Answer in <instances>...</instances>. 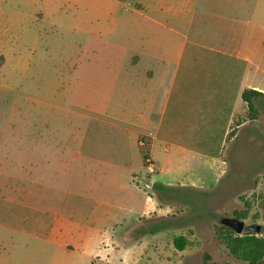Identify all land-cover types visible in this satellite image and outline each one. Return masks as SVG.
Wrapping results in <instances>:
<instances>
[{
	"label": "rangeland",
	"instance_id": "obj_1",
	"mask_svg": "<svg viewBox=\"0 0 264 264\" xmlns=\"http://www.w3.org/2000/svg\"><path fill=\"white\" fill-rule=\"evenodd\" d=\"M170 1L0 0V264H38L32 240L18 238L14 245L6 229L5 224L20 218V207L12 208L6 196L8 188L25 186L42 168L49 174L44 173V184L27 185L32 192L69 184V172L66 179L54 177L62 174L51 161L56 151L48 149L49 143L84 142L97 148L86 151L96 153L117 142L134 145L125 133L133 136L139 114L150 113L149 92L141 90L149 62H139L137 52L149 41L158 50L164 33L160 21ZM243 1L230 8L231 16L235 11L238 20H264V0ZM263 71L251 73L259 79ZM255 103L257 117L251 119L245 105L237 114L239 126L224 142L222 135L219 141L215 134L197 135L200 149L187 151L181 160L169 157L173 163L167 168L155 159L157 173L137 182L157 207L139 224L157 230L140 264H184L179 250L171 251L179 235L186 238L189 264H246L227 247L221 220H243L238 235L260 225L257 236L264 238V95ZM139 148L134 167L140 171L133 176L145 174L141 155L144 160L149 148ZM148 181L155 186L149 188ZM127 187L140 212L143 192L133 184ZM120 248L121 254L139 247L126 243Z\"/></svg>",
	"mask_w": 264,
	"mask_h": 264
},
{
	"label": "crops",
	"instance_id": "obj_2",
	"mask_svg": "<svg viewBox=\"0 0 264 264\" xmlns=\"http://www.w3.org/2000/svg\"><path fill=\"white\" fill-rule=\"evenodd\" d=\"M238 2L245 4L243 0L166 3L164 21L158 20L164 27L158 50L149 41L137 52L139 62H149L145 69L148 80L141 90L149 92L150 113L139 114L133 136L125 133L134 145L117 142L96 153L86 151L97 148L84 142L49 143L48 149L56 151L51 161L62 174L54 177L66 179L64 174L69 172L71 181L67 186L54 183L52 191L38 188L32 192L27 185L35 181L40 186L46 181L44 173L49 174L42 168L37 178L24 181L25 186L8 188L6 197L12 208L20 207L19 221L5 224L15 237L14 245L19 244L18 238L31 239L38 264H140L144 260L156 226L146 231L139 224L157 207L133 176L140 171L134 167L136 150L140 153L139 135L150 137L146 144L150 154L167 168L173 163L171 156L181 160L187 151L200 149L195 145L197 135L215 134L218 141L222 135L223 142L226 140L239 126L238 112L247 106L242 99L244 89L264 93V71L259 79L251 73L254 68L264 70V20L255 16L238 20L235 11L231 16L230 8ZM123 115L128 118L129 114ZM41 149L43 141L37 143V150ZM44 162L50 165V160ZM141 176L139 182L145 179ZM125 182L143 192L140 212L135 210L138 201ZM154 186L148 181L149 188ZM126 243L139 248L118 253ZM171 251L178 249L173 246ZM179 252L184 264H189L187 249Z\"/></svg>",
	"mask_w": 264,
	"mask_h": 264
},
{
	"label": "trees",
	"instance_id": "obj_3",
	"mask_svg": "<svg viewBox=\"0 0 264 264\" xmlns=\"http://www.w3.org/2000/svg\"><path fill=\"white\" fill-rule=\"evenodd\" d=\"M264 95L259 90L246 88L242 92V99L247 104L251 119L257 117L256 103L260 96ZM223 235L231 253L237 258L246 262V264H263L264 263V238L257 236L254 231L247 232L244 235H238L227 226H222ZM155 231H157L155 229ZM174 246L178 250H183L186 246V238L179 235L174 238Z\"/></svg>",
	"mask_w": 264,
	"mask_h": 264
},
{
	"label": "water",
	"instance_id": "obj_4",
	"mask_svg": "<svg viewBox=\"0 0 264 264\" xmlns=\"http://www.w3.org/2000/svg\"><path fill=\"white\" fill-rule=\"evenodd\" d=\"M221 223L233 230L236 234H241L245 228V222L237 218L224 217L222 218ZM247 229L259 233L261 231V226L250 225L247 226Z\"/></svg>",
	"mask_w": 264,
	"mask_h": 264
},
{
	"label": "built area",
	"instance_id": "obj_5",
	"mask_svg": "<svg viewBox=\"0 0 264 264\" xmlns=\"http://www.w3.org/2000/svg\"><path fill=\"white\" fill-rule=\"evenodd\" d=\"M138 143L141 146H145L147 144L146 138L142 137L141 139H139ZM143 165H144V170H145V174H144L145 176L154 175L158 171L155 160L149 152H146L144 154ZM141 178H142V176H139V175L134 177V179L137 182H139L141 180Z\"/></svg>",
	"mask_w": 264,
	"mask_h": 264
}]
</instances>
